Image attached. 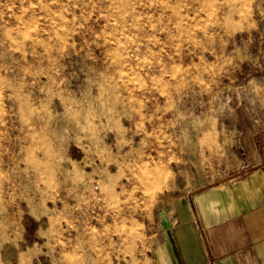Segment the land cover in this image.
Here are the masks:
<instances>
[{"label":"rangeland","instance_id":"obj_1","mask_svg":"<svg viewBox=\"0 0 264 264\" xmlns=\"http://www.w3.org/2000/svg\"><path fill=\"white\" fill-rule=\"evenodd\" d=\"M259 125L264 0H0V264H148Z\"/></svg>","mask_w":264,"mask_h":264},{"label":"crops","instance_id":"obj_2","mask_svg":"<svg viewBox=\"0 0 264 264\" xmlns=\"http://www.w3.org/2000/svg\"><path fill=\"white\" fill-rule=\"evenodd\" d=\"M259 127L232 137L231 156L220 162L225 171L183 188L148 264H264V125Z\"/></svg>","mask_w":264,"mask_h":264}]
</instances>
